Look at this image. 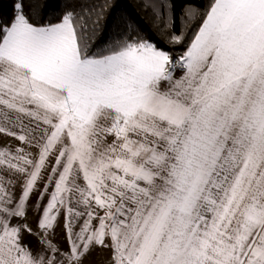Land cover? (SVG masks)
<instances>
[{"label":"snow or ice","instance_id":"1","mask_svg":"<svg viewBox=\"0 0 264 264\" xmlns=\"http://www.w3.org/2000/svg\"><path fill=\"white\" fill-rule=\"evenodd\" d=\"M134 2L0 16V264H264V0Z\"/></svg>","mask_w":264,"mask_h":264},{"label":"trees","instance_id":"2","mask_svg":"<svg viewBox=\"0 0 264 264\" xmlns=\"http://www.w3.org/2000/svg\"><path fill=\"white\" fill-rule=\"evenodd\" d=\"M14 0H0V16L9 18L12 15V5ZM65 0H49L50 6H54L58 8L60 11H63V5ZM96 0H70L68 3L69 7H74L76 9H80L82 7H91ZM191 2L194 5H198L199 7L203 8L206 0H175L176 12L179 15L181 8L185 5V3ZM118 5L120 9L127 8L129 12H131L134 16L137 15L139 9H136L134 0H118ZM135 9V10H134ZM140 15H143L140 13ZM147 29V24H145ZM107 34H105L106 36ZM105 36L100 37L97 43L103 42ZM153 39H156L153 36Z\"/></svg>","mask_w":264,"mask_h":264},{"label":"crops","instance_id":"3","mask_svg":"<svg viewBox=\"0 0 264 264\" xmlns=\"http://www.w3.org/2000/svg\"><path fill=\"white\" fill-rule=\"evenodd\" d=\"M18 144H19V141L11 137L4 136L3 134H0V146L18 145ZM28 223L31 224L33 227L35 226L34 225V212H31V211L29 212ZM54 240L55 242L60 243L62 247L65 246V242L63 240V237H62V234L59 228H57L56 230V235L54 237ZM25 242L34 244V238L26 236ZM108 260H109V252L107 250H102V249L97 248L89 255V257L85 261V264H107Z\"/></svg>","mask_w":264,"mask_h":264}]
</instances>
